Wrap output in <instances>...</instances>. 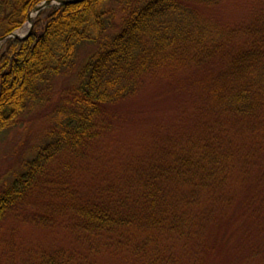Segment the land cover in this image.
<instances>
[{"label": "trees", "instance_id": "trees-1", "mask_svg": "<svg viewBox=\"0 0 264 264\" xmlns=\"http://www.w3.org/2000/svg\"><path fill=\"white\" fill-rule=\"evenodd\" d=\"M43 1L0 0V36L20 29L31 10ZM103 1L49 5L35 15L27 37H8L0 45L1 134L27 106L42 99L49 77L74 65L79 44H97L78 71L73 91L56 111L49 140L11 180L3 181L0 221L45 183L54 185L51 162L65 153L71 156L90 150L95 140L110 131L115 118L109 112L110 106L134 96L146 76L156 75L160 64L190 49L188 37L195 34L190 59L206 65L203 72L200 70L189 80L191 85L203 84L204 97L198 110L213 103L210 110L223 117L224 123L220 127L205 124L202 135L193 132L185 144V140L179 143L173 137L163 147L155 146L151 158L138 159L121 181L104 188L96 186L93 196L78 197L74 190L69 196L67 222L75 236L96 252L94 255L123 245L132 246L136 255L159 238L158 231L170 234L172 245L178 236L193 238L197 228H203L200 225L207 221L209 211L195 216L187 208L182 210V200L172 196L182 193L187 184L194 186L193 194L211 187L213 181L216 186L223 184L224 170L233 155L227 147L236 140L235 135L231 140L232 130L223 132L225 126L237 127L239 135L241 131L251 134L258 140L256 146L252 145L258 152L261 148L257 146L264 145V13L248 24L222 32L231 40L223 54L216 56L225 44L218 40L219 34L207 44L201 38L203 31L209 35L206 27L189 25L183 15L185 0H126L118 24L114 23V11L98 8ZM173 14H178L180 20L170 21ZM243 37L240 44L234 42ZM177 132L183 139L187 135L182 129ZM62 189L60 193L66 195ZM197 200L184 199L191 208L199 206ZM258 231L264 233V228ZM136 235L141 236V242L132 240ZM150 258L145 264H156ZM175 258L160 251L157 254L158 264H176ZM36 264L88 261L70 249L43 253Z\"/></svg>", "mask_w": 264, "mask_h": 264}, {"label": "rangeland", "instance_id": "rangeland-1", "mask_svg": "<svg viewBox=\"0 0 264 264\" xmlns=\"http://www.w3.org/2000/svg\"><path fill=\"white\" fill-rule=\"evenodd\" d=\"M125 1L105 0L98 8L114 11V23L118 24ZM182 4L189 25L206 27L209 35L203 31L201 38L207 44L219 34L218 40L225 46L216 56L223 54L231 40L222 32L248 24L264 13V0H185ZM171 20H180L179 15L173 14ZM28 29L29 23L25 22L15 32L22 36ZM194 38L195 34L188 37L190 49L160 64L156 75L146 76L134 96L110 106L109 112L115 117L110 131L95 140L90 150L71 156L65 153L51 162L50 177L57 183L52 181L51 185L48 181L32 198L6 212L0 221V264H36L43 253L70 249L79 252L88 264H145L147 257L158 264L159 251L161 255H174L176 264H264V233L258 231L264 228V145L257 146L261 148L258 152L252 147L258 140L245 131L236 134L239 130L233 126H225L223 130L234 132L231 140L236 136L235 142L227 147L233 155L224 170L223 184L216 186L213 181L211 187L194 194V186L187 184L182 193L172 196L182 200V210L187 208L195 216L209 211L207 221L200 225L203 228H197L193 238L176 236L171 245V235L158 231L154 234L158 233L159 238L148 243L144 252L135 255L132 246L123 245L94 255L96 252H91L75 236L71 223L67 222L71 190L78 192V197L93 196L96 186L104 188L121 181L138 159L151 158L155 146L163 147L173 137L179 143L185 140V144L193 132L203 133L205 124L220 127L224 123L223 117L210 110L213 103L198 110L204 97L203 84L193 82V86L189 80L200 70L203 72L206 65H197L190 59ZM244 39L234 42L240 44ZM96 48L97 44L92 42L79 44L74 65L49 77L43 86L42 99L27 106L15 123L0 134V191L3 181L11 180L23 163L32 159L36 150L49 140L56 111L65 104L78 71ZM180 129L187 132L184 139L177 132ZM62 188L66 195L60 193ZM194 197L198 199L197 208L184 201ZM140 238L136 235L132 240Z\"/></svg>", "mask_w": 264, "mask_h": 264}, {"label": "water", "instance_id": "water-1", "mask_svg": "<svg viewBox=\"0 0 264 264\" xmlns=\"http://www.w3.org/2000/svg\"><path fill=\"white\" fill-rule=\"evenodd\" d=\"M82 0H45L42 3H40L39 5L35 6L31 12L28 15V19L27 22L29 23V29L27 31L26 34L19 36L15 31L10 33L7 36H0V42L4 41L6 38L8 37H12V38H20L23 39L25 37H27L29 35V33L31 32L32 29V25H33V17L32 15H36L40 10L44 9L45 7L52 5V4H66V3H73V2H79Z\"/></svg>", "mask_w": 264, "mask_h": 264}]
</instances>
